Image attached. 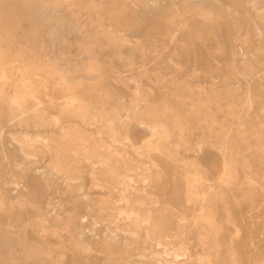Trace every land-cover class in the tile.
<instances>
[{"label": "rangeland", "instance_id": "obj_1", "mask_svg": "<svg viewBox=\"0 0 264 264\" xmlns=\"http://www.w3.org/2000/svg\"><path fill=\"white\" fill-rule=\"evenodd\" d=\"M0 138V264H264V0H0Z\"/></svg>", "mask_w": 264, "mask_h": 264}, {"label": "bare ground", "instance_id": "obj_2", "mask_svg": "<svg viewBox=\"0 0 264 264\" xmlns=\"http://www.w3.org/2000/svg\"><path fill=\"white\" fill-rule=\"evenodd\" d=\"M88 48V47H87ZM91 59V58H90ZM95 61V60H94ZM67 63V62H66ZM111 64V63H110ZM124 76V75H123ZM43 88V87H42ZM43 90V89H42ZM47 96V95H46ZM27 101V100H26ZM81 102V101H80ZM31 104V103H30ZM123 104L128 107V102L127 101H124ZM40 107V106H39ZM28 110V109H27ZM29 112V111H27ZM31 112V111H30ZM29 112V113H30ZM18 120V119H17ZM11 124V123H10ZM64 125V124H63ZM73 128V127H72ZM99 129V128H98ZM62 130V129H61ZM50 131V130H49ZM63 131V130H62ZM25 132H28V131H25ZM99 132V131H98ZM60 133V132H59ZM15 134V132H14ZM18 134V132H17ZM24 134V133H23ZM29 134V133H27ZM54 134V133H53ZM34 135V133H33ZM37 135V134H36ZM47 135V134H46ZM57 135V134H56ZM12 136V134H11ZM14 136V135H13ZM22 136V135H21ZM44 136V135H43ZM51 136V135H50ZM59 137V135L57 136V138ZM65 137V136H64ZM11 138V137H10ZM23 138V136H22ZM21 138V139H22ZM36 138V137H35ZM32 140V138L29 136V135H25L24 138L22 139L23 142V147L25 146V142L27 144L29 143H36V141H41V140H44V137H37V139ZM56 138V137H55ZM55 138H53L55 140ZM67 138V137H66ZM1 139V138H0ZM60 139V138H58ZM65 140V139H64ZM13 141V140H12ZM57 141V140H55ZM61 141V140H60ZM86 141V140H85ZM130 141V140H129ZM66 142V141H65ZM19 144V143H18ZM45 144V143H44ZM86 144V143H85ZM99 144V143H98ZM59 145V144H58ZM83 145H81L82 147ZM121 146V145H120ZM177 146V145H176ZM175 146V147H176ZM36 147V146H35ZM80 146H78L79 148ZM103 147H107L105 144L101 143L99 145V150H98V160L96 163H92L94 166L93 169L94 171L96 170L97 167H95L96 165H106L107 167H111L115 164H123L125 167L129 168L128 170H132V171H139V170H142L143 168L141 167V162L140 161H137L136 159L132 158V157H128L127 156H124L120 151H118V149L116 150H112V149H108L106 151H103ZM89 148V147H88ZM96 148V147H95ZM21 149V148H20ZM80 149V148H79ZM27 150V149H25ZM23 150V151H25ZM88 150V149H87ZM95 151V150H94ZM79 152H83L82 150H80ZM88 152V151H87ZM23 153V152H22ZM78 154V153H77ZM81 154V153H79ZM95 154H97L95 152ZM37 155V154H36ZM82 155V154H81ZM88 154L86 153H83V157L86 158ZM76 156V155H75ZM26 156L24 155V158ZM29 157V156H28ZM37 157V156H36ZM40 157V156H38ZM90 157V156H89ZM97 157V156H96ZM41 158V157H40ZM79 158H82V157H79ZM6 159V158H5ZM85 161V160H84ZM87 161V159H86ZM85 161V162H86ZM5 162V161H4ZM77 162V161H76ZM83 162V161H82ZM51 164V163H50ZM122 165V166H123ZM100 168V167H99ZM25 169V168H24ZM49 169V168H48ZM54 169V168H53ZM82 169V168H80ZM112 169V168H111ZM51 170V169H50ZM85 170V169H84ZM110 170V169H109ZM94 171H92L94 173ZM25 172V171H24ZM86 172V171H85ZM91 172V173H92ZM97 172V171H96ZM112 172V171H111ZM23 173V172H22ZM127 175L124 176V179H125V187H124V191L126 192L128 189H129V184L128 182L130 181H133L135 179V177L132 175L130 176L129 175V172L127 171ZM111 174V173H110ZM63 176V175H62ZM94 176V174L92 175ZM78 178V177H77ZM81 179V178H80ZM79 179V180H80ZM197 179V178H196ZM65 181V180H64ZM82 181V180H81ZM67 183V182H66ZM74 183V182H73ZM17 185V184H16ZM96 188V187H95ZM101 188V187H100ZM121 189V188H120ZM133 190V189H132ZM101 191V190H100ZM117 191V190H116ZM121 191V190H120ZM123 191V192H124ZM118 192V191H117ZM125 192H124V195L125 196ZM136 193V192H135ZM122 197V196H121ZM34 199L33 200H30L27 202V204H29L30 207H34V201H35V197H33ZM124 199H126V197H124ZM100 203V202H99ZM121 203V202H120ZM26 205V202H23V208L24 206ZM5 206V197H4V193L3 191L1 190V187H0V208H3ZM112 206V205H111ZM114 209V208H113ZM112 209V210H113ZM9 210L11 211V218L12 220H14L16 222V228L14 230H12L11 232L8 233V236H6V239L4 240L3 237H0V255L1 257L6 260L7 258V255L10 253L12 247H13V243L14 242H18V243H26L27 246H28V250H35L38 246V244L40 243V240L39 238L35 237V236H32V237H29L28 235V228L30 227V221L29 219H23L22 218V206L20 205L19 207H17V205H13L11 204L10 205V208ZM111 210V211H112ZM115 210V209H114ZM116 211V210H115ZM113 211V213L115 212ZM133 213V212H131ZM116 214V212L114 213ZM113 216V215H112ZM115 216V215H114ZM113 216V217H114ZM134 216V215H133ZM131 222V220H130ZM36 226L39 225V222L36 221ZM138 225V224H137ZM65 228H68V232L71 236H74L75 237V243L79 246H82L84 247V241L82 239V236L85 234V229L82 228L81 226H79L77 224L76 221H73V222H70L66 225ZM137 229V228H136ZM142 229V228H141ZM46 233V232H45ZM92 233H94L92 231ZM54 234V233H53ZM46 243V246L44 248V252H43V257L42 258H47V257H50L52 255V252L48 249L49 246H50V243L49 242H45ZM18 246V245H17ZM11 248V249H10ZM153 256V255H152ZM203 258V257H202ZM55 259V258H54Z\"/></svg>", "mask_w": 264, "mask_h": 264}]
</instances>
